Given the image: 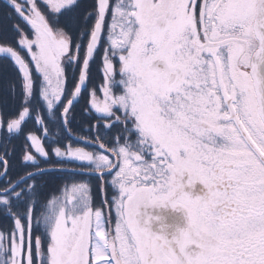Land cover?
<instances>
[{
    "label": "snow or ice",
    "instance_id": "6c2138e0",
    "mask_svg": "<svg viewBox=\"0 0 264 264\" xmlns=\"http://www.w3.org/2000/svg\"><path fill=\"white\" fill-rule=\"evenodd\" d=\"M25 4L7 0L32 29L29 38L13 25L18 43L42 77L49 119L62 121L69 134V109L87 87L109 13L111 21L103 99L94 90L90 99L98 118L92 136L78 137L94 148L68 142L52 149L53 161L37 135L27 137L39 158L26 147L22 160L34 170L0 186V208L14 222L10 235L0 231V264H34L38 178L51 172L95 175L105 210L93 206L89 182L65 185L35 218L47 235L43 249L36 237V264H264V0H97L82 18L73 15L79 0H46L51 23L37 0ZM93 16L79 82L56 120L65 66L75 71L81 49L71 33ZM0 54L22 77L25 106L7 123L9 133H19L30 116L34 78L14 47L0 45ZM35 119L47 134L39 113ZM0 162L3 178L4 155ZM197 182L202 194L194 196ZM107 185L114 189L110 199ZM157 209L183 211L187 226L171 236L164 225L153 231L151 224L163 219L150 211Z\"/></svg>",
    "mask_w": 264,
    "mask_h": 264
},
{
    "label": "flooded vegetation",
    "instance_id": "af4514ba",
    "mask_svg": "<svg viewBox=\"0 0 264 264\" xmlns=\"http://www.w3.org/2000/svg\"><path fill=\"white\" fill-rule=\"evenodd\" d=\"M18 2L21 3L24 6H27L25 4V0H18ZM115 2H116V0H113V4ZM37 4L40 6L42 12H44L47 15V9L45 7V6H47L46 0H37ZM48 11L51 12L49 9H48ZM48 18H49V21L51 23L52 20H51L50 16H48ZM18 19L20 21H17ZM110 21H111V14H110V17H109L108 22H107V28L105 30L106 32L108 31V25H109ZM59 24L61 26L64 25V23H62V22H59ZM13 25H19L20 29L29 38H32V29H31L30 25L25 23L24 20L21 19L18 15H16V20L11 22V26H13ZM92 25H93L92 23L89 24L88 22H86V23L81 22L76 27L77 30H74L73 31L74 33L72 32L73 34L71 33L72 36H73V42L75 43V42L79 41L81 43V49H80V52H79L78 62H77V66L75 68V71H73V69H72V67L70 65H66L65 66V70H66L65 89H66V92H65V96L62 97L60 104H58L56 106V108L54 109V113H55L54 119H56V120H60L61 111H60V114H59V109L61 110V107L63 108V106L67 102V99L70 98L71 93L73 92L74 88L78 84L82 58H83V55H84L85 50H86V45H87V42H88V39H89V30L91 29ZM53 26H55V25H53ZM81 29H83L84 32H85V35H84L83 39H80V31H81ZM106 32H105V34H106ZM18 37H20V32L17 31L15 38L12 39L13 42H10V44H7L5 46L14 47L17 51L20 52V54L25 59V61L30 65V68H31L32 74H33V78H34V94H33V98H34L35 94L39 95L42 77L36 71L35 65H34L33 61L31 60L30 53L27 51L26 48L22 47L18 43V40H19ZM0 44L2 45L1 42H0ZM106 46H107L106 45V36H104V38H103V46H102L101 52L97 56L98 71H96V73H97L98 76L96 78H94L93 77V71H90L87 87L85 88V90L82 92V94L80 96V98H81L84 95L82 100H85V103L81 104L77 108L73 109L72 116H71V121H70V124H71L70 127L72 129V134L75 135V136H81V135H83V136H92V134H93L91 129H92V126L95 124L97 118H98V114H96L95 110L91 109V106H90L91 92H92L93 89H95V91L98 92L100 90V88L102 87V85L104 84V75H103L102 70H103V54H104V50H105ZM2 58H4V57H0V61L2 60ZM4 60H5V63L10 61V60H8L6 58H4ZM114 64L117 67H119L118 60H114ZM18 73H19V71H18ZM101 75H103V78H101ZM19 77H21L20 73H19ZM118 78L119 77L117 76V79ZM0 80H1V77H0ZM114 91L116 93H119L120 88L117 86L114 89ZM0 94H1V92H0ZM23 96L24 95H23L22 92H15V98L16 99L17 98H20V99L22 98L23 101H24ZM39 97H40V95H39ZM41 102L43 103L41 105V117L46 122L47 127H48L47 134H45V132L41 128V142H42L43 146L45 147V142L47 140H51L52 138L56 139V141L55 140H52V141H54V143H56L57 145H59L61 140L65 139V138L68 139V142H72V140L70 139L71 137L69 138V133L62 127V121L58 125L57 123H54L53 120H50L48 113L45 111V108H42L45 105L43 100H42V98H41ZM1 114H2V111H1ZM31 116H33V117L30 119V121L34 125H38V122L36 121V119H34L36 114L35 113H33V114L31 113ZM2 119H3V124H5L3 115H2ZM6 124H7V122H6ZM53 126H54V129L51 130L50 127H53ZM3 130H7V129L3 128ZM22 130H23V128H22ZM100 130L103 131V125L100 126ZM118 131H119V128H114L109 133V135L110 136H114ZM12 134L13 135L14 134H18L17 136H19L20 133H15V132L10 133V135H12ZM3 136H5V134L2 135L1 139L4 138ZM46 136H47V138H45ZM7 137L8 138H12L13 136H11V137L7 136ZM68 142H66V144ZM74 146H82V145L74 144ZM62 148H63V146H62ZM85 148H86V150H92L94 148V145L93 146H87ZM96 151H99V149L97 148ZM105 154L109 155L110 158H111V154L110 153L106 152ZM37 156L39 158V154ZM41 160L43 161V158H41ZM72 182H89L90 185H91L92 196H93L94 199H95V189H93V186L95 185L96 186V190L98 191V187H99V185L101 183V182H99V180L94 179L93 176H91V177L90 176H79L78 174L77 175H72V174H65L64 172H61V173L59 172L58 174H53V175H50L49 177L43 178L41 180V183H40V184H42V187L40 189V193L41 194L39 193V196L41 195V208H40V200H39V205L35 208L34 213H33L34 218L37 217L39 212L45 210V208L47 206V202L50 199H52L53 196L62 195L64 192H62L61 189H64L65 185L70 187ZM56 184H57V189L52 192V187L54 185H56ZM106 189H107L108 198L110 199L111 196L114 194V189H112V187L110 185H107ZM202 189H203V185L200 184L199 182H197L195 187L190 189V190L192 191V194L195 196V195H201L202 194V191H201ZM99 193H97V194H99ZM100 197H101V194H100ZM94 199H93V206H94V202H95ZM98 199L100 201V198H98ZM101 200H102V198H101ZM26 210L27 209L25 207H23V206L19 207V211L21 212V214H23ZM162 210H166V213L160 215L163 219H162V221H160L161 224L159 225V229L156 231V229L151 228L153 231H156L157 233H161L163 231V230H161L162 225H164V226H166V230H167L168 235L171 236V234L173 232H175L177 229H182V228H185L187 226V219H186L185 214H184L183 211H177V210H173V209H162ZM162 210L157 209V210H151V211H153L152 214L155 215L154 214L155 211H162ZM11 220L13 221L12 218H11ZM112 220H113V225L112 226L114 227V224H115V213H114V210H113V213H112ZM11 227H12L11 230L9 232H7L6 234H9V235L11 234V232H12V230L14 228V225L13 226L11 225ZM36 227H37V225L33 224V229H32V249H33V256H34V264H36V261H35V247L33 246V241H34V238L36 239L37 234L39 232H41V234L43 232L42 227H41V231H37L36 232V230H35V229H37ZM174 228H177V229H174Z\"/></svg>",
    "mask_w": 264,
    "mask_h": 264
},
{
    "label": "trees",
    "instance_id": "16d2710c",
    "mask_svg": "<svg viewBox=\"0 0 264 264\" xmlns=\"http://www.w3.org/2000/svg\"><path fill=\"white\" fill-rule=\"evenodd\" d=\"M79 3L81 7L77 9L73 15H75L78 18H82L83 15L86 14V12H89V11L94 12V8L97 3V0H79ZM48 16H50L52 20V13L51 14L49 13ZM14 20H16V14L12 12V10L7 6V0H0V42L2 43V45L10 44V42H13L12 39L15 38L16 36L17 31L13 26H11V22ZM65 20H66L65 16L59 17V22L65 23ZM17 21H20V20L18 19ZM87 22L89 24L90 23L93 24L94 16L89 17ZM74 30H77V28H75ZM98 53L99 51L96 52V55L91 61V65H90V71H93L94 78L98 76L96 73V71H98V66H97L98 64L97 54ZM1 57H4V56H1ZM4 58H2V60L0 61V77H1L0 92L2 94V95L0 94V108H1L2 115L4 118L5 124H6V122L19 117V114L23 110V107L25 106V104L22 98L21 99L15 98V92H22L24 95L23 88H22V78L19 77L18 69L10 58H6L10 60L7 63H5ZM35 96L36 98H33L30 104L28 105L30 109V116L25 122H23L22 124L23 127L21 126L19 136H17L18 134L10 135V133H8L7 130H3L0 136V155H4L8 161V171H7L6 176L0 181V186H3L8 180L15 182L20 177L26 175L28 171L34 170V168L31 165H28L25 162H23L22 157L25 154V148L27 144H29V141L27 139L28 135L33 134V133H37L41 135V127L39 125H34L30 121V119L33 117L31 116V113L37 114L38 112L36 108H38V106H41L40 100L37 98L36 94ZM83 97L84 95L78 100V102L71 109L70 121H71L73 109L85 103V100H82ZM69 126H71V124ZM3 134H5V136H3L4 137L3 139H1ZM6 135L10 137L13 136V137L8 138ZM70 139L72 140L73 144L84 145L82 143L75 141L72 138ZM52 140L56 141V139L52 138L51 140H49V142L46 143V145L50 153V156L52 157L54 161L55 157L53 156L52 149L57 144L54 143V141ZM63 145H64V140L62 139L59 145L57 146L62 147ZM42 166H46L43 164V161H42ZM3 171H4V164L3 162H0V172H3ZM58 173L59 172H51L43 177H40L38 178V183H41V180L43 178L49 177L50 175L58 174ZM65 174H70V173H65ZM56 189H57V184L52 187V192L55 191ZM39 200H40V208H41V195L39 196ZM11 218L12 217L7 215L6 211L3 208H0V230L1 231L7 233L11 230L12 228L11 225L12 226L14 225V222L11 220ZM33 222H34L33 224H36L35 218ZM43 239H44L43 243H46V237H44ZM35 240L36 239L34 238V241H33L34 247H35Z\"/></svg>",
    "mask_w": 264,
    "mask_h": 264
},
{
    "label": "rangeland",
    "instance_id": "374dc122",
    "mask_svg": "<svg viewBox=\"0 0 264 264\" xmlns=\"http://www.w3.org/2000/svg\"><path fill=\"white\" fill-rule=\"evenodd\" d=\"M47 8L50 10V8L47 6ZM51 11V10H50ZM105 36H106V45H107V32H106V34H105ZM107 47V46H106ZM83 57H84V55H83ZM84 58H82V60H83ZM34 63V62H33ZM102 72H103V70H102ZM101 78H103V75H101ZM94 91H95V89H93ZM92 90V91H93ZM96 92V94H97V96L100 98V99H103V92H102V87L100 88V90L97 92V91H95ZM41 98V97H40ZM40 104L42 105L43 103L41 102V99H40ZM42 108H46V106L44 105ZM40 109V108H39ZM53 129H54V127H52ZM65 142H66V140H65ZM30 145H31V141H30ZM30 149H32L33 150V153L32 154H34V155H38V153H36L35 152V149L32 147V146H30ZM93 189H95L96 190V186L94 185L93 186ZM61 191L62 192H64V189H61ZM64 194V193H63ZM91 194H92V191H91ZM96 201V204H94V207H99V208H101V206H103V203H102V200L99 202L98 200H95ZM102 204V205H101ZM40 230H41V228H40ZM42 230H43V228H42ZM44 231V230H43ZM45 232V231H44ZM44 234V236L46 237V242H47V235H46V233H43ZM41 244H43L42 242H41ZM46 246V245H45ZM41 248L43 249V248H45L44 246H42L41 245ZM22 259H23V257H22Z\"/></svg>",
    "mask_w": 264,
    "mask_h": 264
},
{
    "label": "water",
    "instance_id": "95a60500",
    "mask_svg": "<svg viewBox=\"0 0 264 264\" xmlns=\"http://www.w3.org/2000/svg\"><path fill=\"white\" fill-rule=\"evenodd\" d=\"M97 47H98V46H97ZM81 87H82V90L85 88L84 86H81ZM76 100H77V99H76ZM76 100H75V101H76ZM75 101H74V102H75ZM74 102H73V103H74ZM70 108H71V107H70ZM69 110H70V109H69ZM0 127H1V116H0ZM4 171H5V170H4ZM1 179H2V178H0V180H1ZM163 213H165V212H163V211H162V212H158V213H156V215L159 216L160 214H163ZM154 224L156 225L157 229H159V225L161 224V222H160V221H155ZM161 230H164V229L161 228Z\"/></svg>",
    "mask_w": 264,
    "mask_h": 264
}]
</instances>
